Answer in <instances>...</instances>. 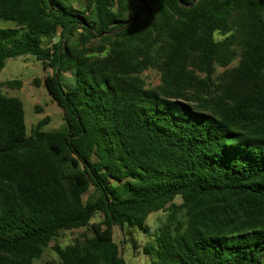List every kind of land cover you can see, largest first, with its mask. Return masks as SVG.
Segmentation results:
<instances>
[{
    "label": "trees",
    "instance_id": "1",
    "mask_svg": "<svg viewBox=\"0 0 264 264\" xmlns=\"http://www.w3.org/2000/svg\"><path fill=\"white\" fill-rule=\"evenodd\" d=\"M0 19V72L51 69L65 121L29 134L0 80V264L81 228L46 264H127L137 232L148 264H264V0H0Z\"/></svg>",
    "mask_w": 264,
    "mask_h": 264
},
{
    "label": "rangeland",
    "instance_id": "2",
    "mask_svg": "<svg viewBox=\"0 0 264 264\" xmlns=\"http://www.w3.org/2000/svg\"><path fill=\"white\" fill-rule=\"evenodd\" d=\"M14 26V23L0 19V28H13ZM51 73V69H45L42 63L32 56L10 59L7 61L5 68L0 72L1 81L16 80L22 84L21 88H17L16 86L13 88L6 87L4 92L8 96L17 97L22 100L29 134L43 120H47V124L44 126V130L46 131L61 130L65 125L63 110L53 100L45 86V79ZM145 77L149 83L157 84L159 82L158 73L152 69L145 72ZM175 202L180 204L181 200L177 198ZM165 217H167V213L159 212L151 215L147 223L153 226ZM84 235H90V232L85 228L61 233L60 237L53 241L45 250L41 259L36 260L34 264H46L51 261L58 262L59 259L55 252V246L59 245L64 248L73 244L77 238H82ZM115 238L120 244L122 234L118 227L115 228ZM136 238L138 239L137 249H133L132 243L129 242L122 247L123 256L127 264H148V259L142 251L148 239L144 238L140 232H137Z\"/></svg>",
    "mask_w": 264,
    "mask_h": 264
},
{
    "label": "water",
    "instance_id": "3",
    "mask_svg": "<svg viewBox=\"0 0 264 264\" xmlns=\"http://www.w3.org/2000/svg\"><path fill=\"white\" fill-rule=\"evenodd\" d=\"M141 4L144 5V3L142 2ZM148 13V10H146L143 15L147 14ZM140 17H137L135 20H133L132 22H130L129 24L133 23L134 21L138 20ZM121 253L123 254V250L121 251Z\"/></svg>",
    "mask_w": 264,
    "mask_h": 264
}]
</instances>
